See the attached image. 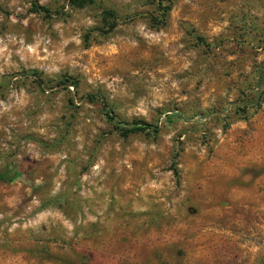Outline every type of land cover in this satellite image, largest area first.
Returning a JSON list of instances; mask_svg holds the SVG:
<instances>
[{"label": "rangeland", "instance_id": "374dc122", "mask_svg": "<svg viewBox=\"0 0 264 264\" xmlns=\"http://www.w3.org/2000/svg\"><path fill=\"white\" fill-rule=\"evenodd\" d=\"M263 73L264 0H0V264H264Z\"/></svg>", "mask_w": 264, "mask_h": 264}, {"label": "trees", "instance_id": "16d2710c", "mask_svg": "<svg viewBox=\"0 0 264 264\" xmlns=\"http://www.w3.org/2000/svg\"><path fill=\"white\" fill-rule=\"evenodd\" d=\"M69 4L81 6L85 3L90 4L93 2V0H67ZM32 11L33 13L37 14H44L48 15L50 11L47 8L38 6L37 4H32ZM105 15L110 17L111 19H116V14L113 11L107 10L104 12ZM165 11L162 12V17H164ZM32 76L35 75L34 72L30 71ZM253 94L254 98L250 100V103L254 109H257L259 106V103L262 101L264 97V73L263 76L258 79V81L253 86ZM174 115L179 116L181 119H184L182 116H180L177 113H174ZM197 119H203L200 116H197ZM151 127L147 124L139 123V124H133L128 130H125L124 133H132V132H144L147 129H150ZM152 131L155 132L154 128H152ZM0 179L2 180V175L0 176Z\"/></svg>", "mask_w": 264, "mask_h": 264}]
</instances>
